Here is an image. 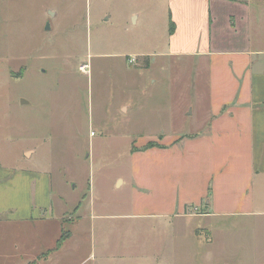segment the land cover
<instances>
[{
  "label": "rangeland",
  "instance_id": "obj_1",
  "mask_svg": "<svg viewBox=\"0 0 264 264\" xmlns=\"http://www.w3.org/2000/svg\"><path fill=\"white\" fill-rule=\"evenodd\" d=\"M119 5L0 0V160L31 173L27 222L0 227V264H52L53 251L60 264H264V187L257 189L249 213L210 219L153 216L127 187L114 188L117 176L127 173L131 144L115 136L102 139L105 100L116 91L118 68L116 56L105 60L101 54L137 48L139 31H117ZM106 13L112 25L103 22ZM157 36L167 44V35ZM136 68L143 74L141 90L147 91L142 96H159L163 88L149 80L161 77L162 68ZM171 72L189 75L180 66ZM188 85L189 80H177L176 91ZM172 123L176 133L191 131ZM36 173L52 176L54 201L64 200V210L55 208L47 222L42 218L48 209H38L45 199ZM13 245L19 246L16 255Z\"/></svg>",
  "mask_w": 264,
  "mask_h": 264
},
{
  "label": "crops",
  "instance_id": "obj_2",
  "mask_svg": "<svg viewBox=\"0 0 264 264\" xmlns=\"http://www.w3.org/2000/svg\"><path fill=\"white\" fill-rule=\"evenodd\" d=\"M118 3L117 31H139L137 48L101 54L105 60L116 56L112 60L118 68L116 91L105 100L102 139L115 136L131 144L127 173L117 176L114 188L127 187L136 204L158 217L210 219L249 213L257 203V189L264 187V0ZM103 16L109 25L113 16ZM160 33L167 35V44L160 43ZM153 65L164 74L152 75L150 84L163 91L147 98L142 96L147 93L141 90L142 71L136 67L150 70ZM173 66L189 72L188 78L173 74ZM177 80H189V85L176 91ZM176 120L191 131H172ZM150 142L158 147L143 150ZM30 176L0 160V227L27 222ZM34 179L36 187L40 182L45 205L38 209H48L42 218L47 222L55 208L63 209L64 200L54 201L52 176L36 173ZM140 188L151 193L142 194ZM12 248L16 255L19 246ZM54 252L51 262L60 264Z\"/></svg>",
  "mask_w": 264,
  "mask_h": 264
},
{
  "label": "trees",
  "instance_id": "obj_3",
  "mask_svg": "<svg viewBox=\"0 0 264 264\" xmlns=\"http://www.w3.org/2000/svg\"><path fill=\"white\" fill-rule=\"evenodd\" d=\"M158 144L154 143V142H150L147 146H145L143 148V150H147V149H150V148H153V147H157ZM65 240V238H62V241H60L59 243V246H61V242H63Z\"/></svg>",
  "mask_w": 264,
  "mask_h": 264
},
{
  "label": "built area",
  "instance_id": "obj_4",
  "mask_svg": "<svg viewBox=\"0 0 264 264\" xmlns=\"http://www.w3.org/2000/svg\"><path fill=\"white\" fill-rule=\"evenodd\" d=\"M129 62H130L131 64H134V63L136 62V58L131 57L130 60H129ZM80 70L83 71V72H85V71H87V67H86V66H82V67L80 68Z\"/></svg>",
  "mask_w": 264,
  "mask_h": 264
},
{
  "label": "water",
  "instance_id": "obj_5",
  "mask_svg": "<svg viewBox=\"0 0 264 264\" xmlns=\"http://www.w3.org/2000/svg\"><path fill=\"white\" fill-rule=\"evenodd\" d=\"M25 103V102H24Z\"/></svg>",
  "mask_w": 264,
  "mask_h": 264
}]
</instances>
